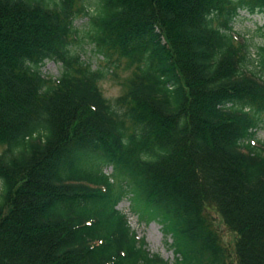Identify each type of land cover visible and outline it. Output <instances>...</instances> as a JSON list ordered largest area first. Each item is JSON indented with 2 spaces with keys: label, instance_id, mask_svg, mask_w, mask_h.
Returning <instances> with one entry per match:
<instances>
[{
  "label": "trees",
  "instance_id": "16d2710c",
  "mask_svg": "<svg viewBox=\"0 0 264 264\" xmlns=\"http://www.w3.org/2000/svg\"><path fill=\"white\" fill-rule=\"evenodd\" d=\"M243 11L264 0H0V264H264V45L256 65L235 42ZM121 65L114 106L99 85Z\"/></svg>",
  "mask_w": 264,
  "mask_h": 264
},
{
  "label": "rangeland",
  "instance_id": "374dc122",
  "mask_svg": "<svg viewBox=\"0 0 264 264\" xmlns=\"http://www.w3.org/2000/svg\"><path fill=\"white\" fill-rule=\"evenodd\" d=\"M91 8L94 10L93 6H91ZM86 23L87 19L81 18L75 22V26L83 30L86 29ZM263 27L264 13L250 14L243 11L239 14L234 22V32L236 37L235 42L238 43V40L240 43L246 40V42L249 43V52L256 65H258L260 59L258 55V48L264 45V39L260 37V29ZM77 50L81 54L82 59L90 62L95 69H107V64L103 62L101 55L97 54L89 39H86L81 49L77 48ZM42 71L46 76L57 78L62 72V65L58 62L49 61L43 67ZM114 72L115 74L113 75H107L106 78L100 82L99 86L103 96L115 106L116 100L126 91L124 83L130 76V71H126L124 66L121 65V67L115 69ZM254 141L256 144L257 141H264V124L260 130H258L256 139H254ZM104 171L107 174L113 173V169L111 167H106ZM118 209L127 216L131 229L138 235V237L145 238L148 249L152 254H158L163 259L171 263L174 262V251L170 248L172 239L170 237L167 238L164 235L162 225L160 223L157 221L148 222L138 213L134 212L132 210L131 202L128 198L124 199L119 204ZM214 217L216 218V215H214ZM215 225L222 234L224 243L232 252L231 257H229L228 260H234V235L226 229L220 220L218 221L217 219Z\"/></svg>",
  "mask_w": 264,
  "mask_h": 264
}]
</instances>
